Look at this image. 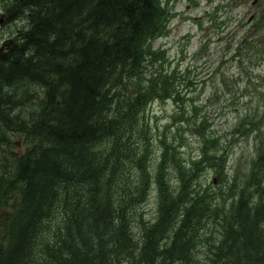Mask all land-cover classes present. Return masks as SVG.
<instances>
[{
  "label": "trees",
  "instance_id": "obj_1",
  "mask_svg": "<svg viewBox=\"0 0 264 264\" xmlns=\"http://www.w3.org/2000/svg\"><path fill=\"white\" fill-rule=\"evenodd\" d=\"M177 1L17 0L23 29L0 58V264H264V138L244 184L212 194L201 180L226 181L231 142L184 105L153 131L152 106L189 88L154 46Z\"/></svg>",
  "mask_w": 264,
  "mask_h": 264
},
{
  "label": "rangeland",
  "instance_id": "obj_2",
  "mask_svg": "<svg viewBox=\"0 0 264 264\" xmlns=\"http://www.w3.org/2000/svg\"><path fill=\"white\" fill-rule=\"evenodd\" d=\"M252 11L256 9H252L249 0H178L172 5L167 33L154 44L156 49L165 50L174 68L177 65L181 68L180 74L185 71L189 88L185 85L183 100L175 106L173 100L152 106L154 112H150L149 118L153 119V131L162 133L184 105L189 114L196 110L201 121L205 119L211 124L208 128L212 134L223 136L221 145L231 142L226 181H218L214 173L201 180L203 187L214 180L208 190L212 194L233 184L235 174L240 176L237 179L243 185L249 162L252 165L262 151L264 22L252 36L248 25ZM8 26L1 28L0 39L13 32V27ZM17 29L19 32L23 27L18 23ZM254 50H257L255 55ZM15 107V113L26 118L33 105ZM188 145L197 156L199 140L190 138ZM217 201L222 203V197L218 196Z\"/></svg>",
  "mask_w": 264,
  "mask_h": 264
},
{
  "label": "flooded vegetation",
  "instance_id": "obj_3",
  "mask_svg": "<svg viewBox=\"0 0 264 264\" xmlns=\"http://www.w3.org/2000/svg\"><path fill=\"white\" fill-rule=\"evenodd\" d=\"M252 2V9L256 11L251 12L248 25H250V34L253 36V32L259 31V27L264 22V0H249ZM262 7V8H261ZM18 4L17 0H0V30L5 25L13 27V32L8 34V36L0 39V58L4 56L9 49L14 45V37H16V23L19 18V13L17 11ZM253 26V27H252ZM257 40H261L258 37ZM257 53L254 50L253 55ZM1 64V62H0Z\"/></svg>",
  "mask_w": 264,
  "mask_h": 264
},
{
  "label": "bare ground",
  "instance_id": "obj_4",
  "mask_svg": "<svg viewBox=\"0 0 264 264\" xmlns=\"http://www.w3.org/2000/svg\"><path fill=\"white\" fill-rule=\"evenodd\" d=\"M17 86V85H16ZM25 101V100H24ZM22 103V102H21ZM26 104V103H25ZM3 124V123H2Z\"/></svg>",
  "mask_w": 264,
  "mask_h": 264
},
{
  "label": "water",
  "instance_id": "obj_5",
  "mask_svg": "<svg viewBox=\"0 0 264 264\" xmlns=\"http://www.w3.org/2000/svg\"><path fill=\"white\" fill-rule=\"evenodd\" d=\"M216 181V180H215Z\"/></svg>",
  "mask_w": 264,
  "mask_h": 264
}]
</instances>
